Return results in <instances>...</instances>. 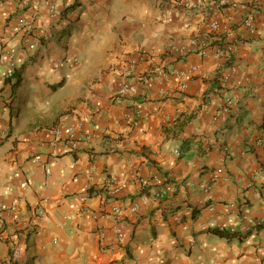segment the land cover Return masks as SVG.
Wrapping results in <instances>:
<instances>
[{"label":"crops","instance_id":"0c3cea01","mask_svg":"<svg viewBox=\"0 0 264 264\" xmlns=\"http://www.w3.org/2000/svg\"><path fill=\"white\" fill-rule=\"evenodd\" d=\"M183 1L0 0V264H264V0Z\"/></svg>","mask_w":264,"mask_h":264},{"label":"built area","instance_id":"2783aa9c","mask_svg":"<svg viewBox=\"0 0 264 264\" xmlns=\"http://www.w3.org/2000/svg\"><path fill=\"white\" fill-rule=\"evenodd\" d=\"M227 3V0H216V1H212V4L213 5H225ZM182 5L185 7V8H189V9H197L198 7V3L196 2V0H184L182 2ZM49 15L50 17H58V12L55 10V7L54 5H49ZM242 24L246 27V29L248 30L249 33L253 34L255 32V28H254V23H253V16L251 13L247 14L243 20H242ZM30 27V23L29 21L24 18V17H20L17 19L16 23L14 24V27L12 29V32L14 33H17V32H24L26 30H28ZM210 27L212 30H217L218 28V22L217 21H212L210 23ZM222 34V33H221ZM215 41L217 42V44L214 46V48L212 50H209V47H210V42L209 40H206V39H200V40H191V44L194 45V46H197V49H198V52L199 54H201L202 56H205L207 55V53H212V56L214 58H216L217 60H223V61H230L231 60V56H232V53L235 51V45L230 43L228 40H226V38H223L221 35L220 36H216L215 37ZM135 63V60H131L127 69L123 70L122 72L119 73V76H118V79H117V93L120 94V95H124L130 91L132 92H136V89L134 88H131L129 82L127 81V78L129 76L132 75V72H133V65ZM10 67L11 69H13L15 67V65L10 62ZM230 68V71L232 73H235L237 72V68L234 66V65H230L229 66ZM196 70V67H191L189 69V72H192ZM12 74L11 73H8L7 76H11ZM186 75L187 73H185L184 71H163L161 68H157L155 71H153L150 75H142L140 76V80L143 81V82H148L149 80L153 79V77H156L157 79H161V78H169L170 76H175L177 77L178 79H185L186 78ZM227 76L223 77L222 79H226ZM181 87L183 88L184 87V84L182 83L181 84ZM227 102L229 103L230 101L227 100ZM67 142L69 144V146L71 147V149H74L76 148V145H77V140H76V137H75V132L73 130V128H69L68 129V132H67ZM258 143H262L264 142V135L257 140ZM173 153L176 154V155H179V149L175 148L173 150ZM36 160L38 161V159L36 158ZM258 173H256L255 175H257ZM254 175V176H255ZM253 176V179H255V177ZM262 178H264V176L262 175L261 176ZM220 179H223L225 180L226 177H225V174H224V169L223 167H217L216 169H214L210 175H209V184L208 186H206L205 188V191H208L212 185V183L220 180ZM85 189H86V194H89V189L85 186ZM108 192L110 194H116L118 193L119 191V187L115 186L113 183H109L107 185V189ZM165 194V191L164 190H157L154 192V195L156 197H162L164 196ZM81 200L84 199V196H80ZM137 210V206L136 205H133L130 207V211L131 212H136ZM112 211L114 214H119L120 210L118 207H112ZM38 214H42V210L39 209L38 211ZM101 217H109V213H102L100 215ZM96 217V216H95ZM220 230H223L220 229ZM243 230L245 232H248L251 230V227L249 225H246L243 227ZM115 231H116V234H120L121 233V228L117 225L115 226ZM224 231V230H223ZM228 232L229 233H236L237 230L234 228V227H231L228 229ZM101 237L104 236V232H101L100 233ZM117 241H118V238H117ZM113 247H109V250L111 251ZM135 263H137V260H135Z\"/></svg>","mask_w":264,"mask_h":264},{"label":"trees","instance_id":"16d2710c","mask_svg":"<svg viewBox=\"0 0 264 264\" xmlns=\"http://www.w3.org/2000/svg\"><path fill=\"white\" fill-rule=\"evenodd\" d=\"M89 193H91V191H89ZM220 237H224V238H232V237H236L239 234L236 233H229L228 231H223V230H214Z\"/></svg>","mask_w":264,"mask_h":264}]
</instances>
